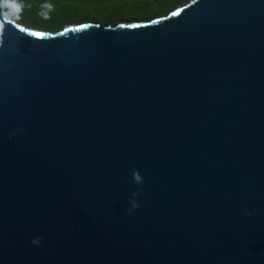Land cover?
Returning a JSON list of instances; mask_svg holds the SVG:
<instances>
[{
	"label": "water",
	"instance_id": "1",
	"mask_svg": "<svg viewBox=\"0 0 264 264\" xmlns=\"http://www.w3.org/2000/svg\"><path fill=\"white\" fill-rule=\"evenodd\" d=\"M0 264H264V0L56 32L0 0Z\"/></svg>",
	"mask_w": 264,
	"mask_h": 264
},
{
	"label": "trees",
	"instance_id": "2",
	"mask_svg": "<svg viewBox=\"0 0 264 264\" xmlns=\"http://www.w3.org/2000/svg\"><path fill=\"white\" fill-rule=\"evenodd\" d=\"M188 1L6 0V5L8 14L19 22L56 32L67 24L117 25L131 20H152Z\"/></svg>",
	"mask_w": 264,
	"mask_h": 264
},
{
	"label": "rangeland",
	"instance_id": "3",
	"mask_svg": "<svg viewBox=\"0 0 264 264\" xmlns=\"http://www.w3.org/2000/svg\"><path fill=\"white\" fill-rule=\"evenodd\" d=\"M131 21H133V20H131ZM24 23H25V22H24ZM26 24H27V23H26ZM27 25H28V24H27ZM70 25H71V24H67V25H65V27H68V26H70ZM65 27H64V28H65ZM64 28H63V29H64ZM63 29H61V30H63ZM59 31H60V30H59Z\"/></svg>",
	"mask_w": 264,
	"mask_h": 264
},
{
	"label": "bare ground",
	"instance_id": "4",
	"mask_svg": "<svg viewBox=\"0 0 264 264\" xmlns=\"http://www.w3.org/2000/svg\"><path fill=\"white\" fill-rule=\"evenodd\" d=\"M129 24V23H128Z\"/></svg>",
	"mask_w": 264,
	"mask_h": 264
}]
</instances>
